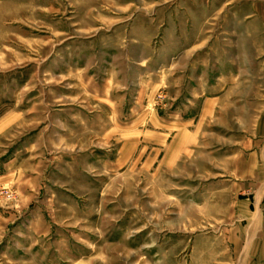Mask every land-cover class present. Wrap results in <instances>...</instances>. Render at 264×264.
Listing matches in <instances>:
<instances>
[{"label": "rangeland", "instance_id": "1", "mask_svg": "<svg viewBox=\"0 0 264 264\" xmlns=\"http://www.w3.org/2000/svg\"><path fill=\"white\" fill-rule=\"evenodd\" d=\"M236 2L0 0V264H264V172L224 183L210 157L247 114L201 120L203 80L264 79ZM188 115L199 138L162 129Z\"/></svg>", "mask_w": 264, "mask_h": 264}, {"label": "crops", "instance_id": "2", "mask_svg": "<svg viewBox=\"0 0 264 264\" xmlns=\"http://www.w3.org/2000/svg\"><path fill=\"white\" fill-rule=\"evenodd\" d=\"M215 1H217L219 6L222 3V0ZM259 2L264 4V0H240V2L235 3V30L238 32L240 31L243 34L244 31L246 32V30L249 29L252 35L250 38L251 42L248 40L243 41L244 38L239 36L242 41L236 43L234 48V54L236 58L238 55L241 69L245 68V70L259 71L260 68L263 67V64L254 61L256 55H264V33L262 35L260 34L257 39H254L253 36L254 28L257 29V27H259L261 31L264 30V19L260 18V16H253V14H259L258 9H256ZM203 6H206L205 2H203ZM262 7H264V5H262ZM246 21H250V23L247 24L245 23ZM220 50L222 55H226V50L223 48ZM205 52L203 51V54L206 56ZM248 55H250L251 58H246ZM203 60H205L204 57ZM203 62L204 64L206 63L205 61ZM233 71L235 72L234 77H227V75L221 77L220 74L214 79V81L211 79L203 80L202 88H204V91L201 96L203 98L201 120L205 121L209 119L211 114L222 111L224 109L223 105L225 104L230 107L227 108L228 112L231 110L236 111L234 114L235 119H239L240 121H244V118L242 119V117L238 115L241 114L243 116V111L246 112L245 126H248V128L245 127L238 130L233 127L234 129L226 128L228 129L226 131L221 129L220 133L223 135L224 141L228 142L229 145L226 143L215 145L216 148L214 149H216L217 152L213 153V157L210 155L212 159L221 160V162L223 160L227 163L228 161H233L231 162L232 168L229 170L230 172L228 174H224L226 173V170H223V172L220 171L218 172V176L214 177V179H218L224 183L230 182L238 185L246 180L258 182L262 175L259 174L260 171L264 172V101L262 102L261 107H259L260 99H264V95H259L260 90L264 93V90L260 89V87H264V79L240 77L237 73L238 66L236 65L234 66ZM222 84L224 86H222ZM191 96L195 97L192 94ZM237 96H240L238 101ZM187 118L188 119L185 122H170L166 124L170 125L169 127H162V129L168 131L169 135H172L175 132L178 135L186 137L187 144L189 140H194L196 137L199 138L200 131L202 130V126L195 125L196 117H190L189 119L188 115ZM162 134L166 133L162 132ZM177 141V139L174 140L172 149H170L169 156L171 157L175 151L179 149L183 150L185 147L183 146L184 143ZM0 167V182L9 180L10 176L14 177L15 173L12 174V171L10 172L9 169L5 171L6 166L0 164ZM255 197H257L256 199L259 201L258 203H260L262 198L257 196V194ZM249 200L250 199L247 198L244 201H241L242 207L250 206ZM0 207L1 217H6L8 214H12V212L6 208H3L2 206Z\"/></svg>", "mask_w": 264, "mask_h": 264}]
</instances>
